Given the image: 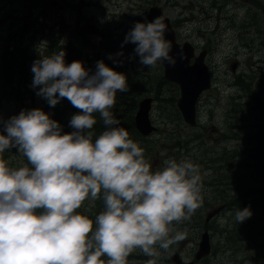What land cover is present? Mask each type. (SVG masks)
Segmentation results:
<instances>
[{"label":"rangeland","instance_id":"1","mask_svg":"<svg viewBox=\"0 0 264 264\" xmlns=\"http://www.w3.org/2000/svg\"><path fill=\"white\" fill-rule=\"evenodd\" d=\"M153 7L161 8L171 20L179 44L190 43L196 56L207 51L213 87L199 100L195 129L177 118L180 90L165 78L162 60L153 68L146 67L134 53L136 45L123 43L136 22H148ZM70 44L80 58L77 60L86 62L84 67L92 73L103 60L126 74L128 91L117 92L112 111L121 122L117 127L126 128L129 138L143 148L153 171L162 168L169 157H188L200 166L202 174L207 173L203 176L202 205L189 220L171 225L174 231L170 235L186 230L185 239L167 251L157 246L161 254L155 258L137 248L127 264H147L150 259H155V264H172L174 252L195 261L205 216L223 205V198L232 202L231 210L212 221V256L197 264H264V216L258 194L264 150V0H0V63L7 57L8 46L11 50L20 47L26 50L31 71L40 55L52 54V46L56 52ZM32 82L31 71L30 87ZM4 90L0 83V120L35 108L53 119L55 111L42 105L47 101L36 94L38 88L32 87L34 99L21 103L3 100ZM145 98L154 99L151 120L158 130L148 139L132 129ZM67 107L73 116V105ZM4 153L9 167L26 165L23 155ZM230 184L238 186L239 194L229 193ZM85 205V212L94 208L91 198ZM248 205L252 217L237 223L235 211ZM247 230L250 233H245Z\"/></svg>","mask_w":264,"mask_h":264},{"label":"clouds","instance_id":"2","mask_svg":"<svg viewBox=\"0 0 264 264\" xmlns=\"http://www.w3.org/2000/svg\"><path fill=\"white\" fill-rule=\"evenodd\" d=\"M166 32L158 16L136 22L123 43L136 45L146 67L161 60L175 67L186 56L183 49L172 54ZM65 56L63 49L40 55L31 69L32 87L52 107L67 98L80 110L69 123L74 131L64 133L40 108L0 120L7 133L0 132V153L15 147L28 161L12 168L0 158V264H127L137 248L159 257L157 246L167 251L185 239L186 230L170 235L171 225L189 220L202 205L207 173L188 157H169L153 171L112 111L117 92L128 91L126 74L103 60L92 73L82 61L66 64ZM95 113L106 126L98 136ZM101 194L104 210L95 220L77 212ZM252 215L248 205L234 219L242 224Z\"/></svg>","mask_w":264,"mask_h":264},{"label":"water","instance_id":"3","mask_svg":"<svg viewBox=\"0 0 264 264\" xmlns=\"http://www.w3.org/2000/svg\"><path fill=\"white\" fill-rule=\"evenodd\" d=\"M158 16H163L166 26V39L171 40L173 49L172 54L175 55L178 51L183 49L186 59L177 60L175 67L170 66L166 61H163L165 78L176 83L181 88V98L178 102V108L183 114L185 122L191 126H196V104L201 94L210 89L211 87V75L209 68L205 63L207 52L204 51L199 57H196L195 48L190 43L178 44L176 41V34L171 25L170 19L165 16L162 9L159 7H153L149 10L147 20L152 21ZM194 63L191 64V61ZM237 64L232 66L233 72H236ZM153 108V99L145 98L139 104V110L135 117V127L137 131L148 137L156 131V128L152 125L150 119V112ZM261 177L264 182V152H263V164L261 167ZM261 203L264 212V187L260 190ZM222 207L214 209L207 216V222L213 219L222 211ZM212 247L210 242L209 233L205 232L202 236L200 248L196 253V260L199 261L211 254ZM173 264H194L185 263L179 253H175L172 257Z\"/></svg>","mask_w":264,"mask_h":264},{"label":"trees","instance_id":"4","mask_svg":"<svg viewBox=\"0 0 264 264\" xmlns=\"http://www.w3.org/2000/svg\"><path fill=\"white\" fill-rule=\"evenodd\" d=\"M20 30H23V28H20ZM83 43L85 44L86 42L83 41ZM69 46L70 47L68 46L61 47V49H63L66 52V56H65L66 64H71L73 61H79L77 59H80L77 56V53L73 50V44H70ZM10 48H11L10 46L6 48L7 57L0 63V83L2 84V88L5 89L4 90L5 95L3 100H5L6 102L21 103V102H25L28 98L34 99V94L29 84L31 80V71H30L31 62L26 60L27 57L26 50L23 51L21 50L20 47H18V49L15 50H11ZM22 57L24 59H22ZM83 64L85 66L86 62H83ZM114 67L116 68V66ZM70 104L71 103L67 98L62 99L60 103H58L55 107H52L45 102L42 103V105L48 111H55V113L53 114L54 116L53 119L60 123L64 133H70L74 131V129L69 126L72 116L69 114L68 111L69 108L67 106H69ZM71 111H73L75 115L80 110L73 106V110L71 109ZM176 115L178 120L181 121V116L178 111H176ZM94 116L97 120V124L94 126L93 131L96 134V136H98L103 131L105 125L103 124V121L100 119L101 117L99 118V113H95ZM134 126L132 125V129L134 133L138 135L137 134L138 132ZM93 139H95V136ZM6 151L7 152L14 151L16 152L17 155L20 156L22 155L15 147L10 148ZM1 155H3V153H0V156ZM24 162L28 164L27 158L24 160ZM93 202H94V208H92L91 211L85 212L86 205L85 206L82 205L79 208V211L77 212H80V214L86 215L89 218L95 220L96 216L100 214V211L104 205L102 194H101V198L97 200H93ZM245 233H250V232L249 230H247Z\"/></svg>","mask_w":264,"mask_h":264},{"label":"flooded vegetation","instance_id":"5","mask_svg":"<svg viewBox=\"0 0 264 264\" xmlns=\"http://www.w3.org/2000/svg\"><path fill=\"white\" fill-rule=\"evenodd\" d=\"M198 113H199V110H198ZM226 184V183H225ZM217 186H218V184H216ZM229 189H231V190H229V193L232 195V196H234L235 194H239V191H240V189L238 188V186H236V184H233V185H231L230 184V186H229ZM223 205H221V207H224V210H223V212L220 214V215H222L224 212H226V211H230L231 210V206H232V202L231 201H227L225 198H223ZM104 209V206L102 207V209H101V211H100V213L102 212V210ZM219 215V216H220ZM218 216V217H219ZM216 218H214V219H212L210 222H207L206 221V216H205V230H204V232H209V235H210V240H211V238H212V234L214 235V231H213V226H211L212 224L211 223H213L212 221L213 220H215ZM200 241H201V239H200ZM200 241H199V243H200ZM199 246H200V244H198V248L197 249H199ZM195 252V251H194ZM212 256V255H211ZM210 256V257H211ZM184 261H187L185 258H182ZM206 259V258H205ZM203 261V260H202ZM201 262V261H200ZM199 263V262H198Z\"/></svg>","mask_w":264,"mask_h":264},{"label":"bare ground","instance_id":"6","mask_svg":"<svg viewBox=\"0 0 264 264\" xmlns=\"http://www.w3.org/2000/svg\"><path fill=\"white\" fill-rule=\"evenodd\" d=\"M77 26V25H76ZM58 34V33H57ZM55 46H57V43L55 44ZM59 50H56V52H58ZM50 52L53 54V52H55L54 50H53V46L50 48ZM210 236V235H209ZM133 258V257H132Z\"/></svg>","mask_w":264,"mask_h":264}]
</instances>
